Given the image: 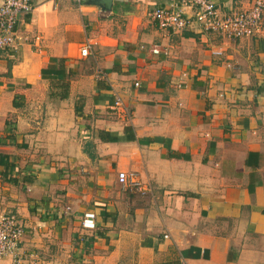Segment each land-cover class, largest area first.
I'll list each match as a JSON object with an SVG mask.
<instances>
[{
    "label": "crops",
    "instance_id": "obj_1",
    "mask_svg": "<svg viewBox=\"0 0 264 264\" xmlns=\"http://www.w3.org/2000/svg\"><path fill=\"white\" fill-rule=\"evenodd\" d=\"M169 1L34 0L0 50V212L41 264H264V16L233 41L158 27ZM60 59L66 98L43 72Z\"/></svg>",
    "mask_w": 264,
    "mask_h": 264
},
{
    "label": "built area",
    "instance_id": "obj_2",
    "mask_svg": "<svg viewBox=\"0 0 264 264\" xmlns=\"http://www.w3.org/2000/svg\"><path fill=\"white\" fill-rule=\"evenodd\" d=\"M34 0H3L0 4V50L17 45L15 24L20 14L32 12ZM192 9V14L188 12ZM264 0H256L253 6L244 11L221 13L214 0H170L166 6H158L151 12L153 20L160 28L182 30L197 25L201 31L213 32L228 40L250 37L262 29ZM90 42L80 49L82 56L90 52ZM158 52L157 49L153 50ZM138 85V82L135 83ZM110 110L117 116L131 118V111L119 95H114ZM117 180L124 191L145 193L148 184L143 182L135 171H118ZM94 214L85 213L82 226L94 227ZM24 227L16 214L0 212V258L10 257V264H38L34 253H24L20 249ZM181 264H186L181 262Z\"/></svg>",
    "mask_w": 264,
    "mask_h": 264
},
{
    "label": "trees",
    "instance_id": "obj_3",
    "mask_svg": "<svg viewBox=\"0 0 264 264\" xmlns=\"http://www.w3.org/2000/svg\"><path fill=\"white\" fill-rule=\"evenodd\" d=\"M57 66H51L43 70L44 73H52L55 74L54 80H52V85L59 87V96L62 98H66L68 96L69 89V80L73 75L72 72L65 70L64 60H58ZM113 140L112 138H109Z\"/></svg>",
    "mask_w": 264,
    "mask_h": 264
},
{
    "label": "water",
    "instance_id": "obj_4",
    "mask_svg": "<svg viewBox=\"0 0 264 264\" xmlns=\"http://www.w3.org/2000/svg\"><path fill=\"white\" fill-rule=\"evenodd\" d=\"M92 2L101 6L103 10H109L112 6L113 0H92Z\"/></svg>",
    "mask_w": 264,
    "mask_h": 264
},
{
    "label": "rangeland",
    "instance_id": "obj_5",
    "mask_svg": "<svg viewBox=\"0 0 264 264\" xmlns=\"http://www.w3.org/2000/svg\"><path fill=\"white\" fill-rule=\"evenodd\" d=\"M255 1L256 0H253V2H252V4L250 5V7L249 8H247V9H242V10H234V11H231V12H236V11H244V10H248V9H250L252 6H253V4L255 3ZM216 3V2H215ZM218 8V10L220 11V9H219V7H217ZM189 10H191V12H189V13H191L192 14V9H188V11ZM221 12V11H220ZM231 12H221V13H225V14H230ZM263 16H264V14H263ZM196 25V24H195ZM38 264H41V261H38Z\"/></svg>",
    "mask_w": 264,
    "mask_h": 264
}]
</instances>
